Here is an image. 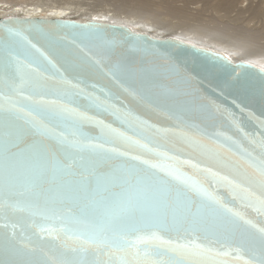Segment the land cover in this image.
Instances as JSON below:
<instances>
[{"label": "water", "instance_id": "obj_1", "mask_svg": "<svg viewBox=\"0 0 264 264\" xmlns=\"http://www.w3.org/2000/svg\"><path fill=\"white\" fill-rule=\"evenodd\" d=\"M12 34H17L14 47L21 60L27 59L30 63L31 59H36L44 65L45 78L37 84L46 100L67 103L63 99L64 93L82 89L100 100L107 99L121 112H128L135 118L127 122L111 109L90 106L85 95L75 97V103L69 105L92 117V121L85 122L83 127L89 136L98 137L102 126L108 125L131 137L129 141L117 139L111 145L129 154L113 163L132 162L131 157L136 156L140 160L134 163L145 170L150 165L142 164L144 160L162 168L174 166L203 192L220 198L257 228H264V208L256 203V198L264 199V188L253 182L258 179V174L250 164L251 158L264 157L261 148L264 144V68L236 60L212 47L136 30L126 24L90 18L16 14L0 17V58L5 57L4 45ZM27 41L36 48H31ZM41 53L47 55L51 64ZM181 79L188 81L187 87L194 95L165 98V93L178 88L176 82ZM31 90V86L24 89L26 94ZM7 92L0 73V94ZM3 95H0V104L6 103ZM21 103L27 101L21 100ZM177 104L183 105L184 111H178ZM201 105L207 106V110H202ZM138 121L150 126L148 131H139ZM60 131L63 126L56 128V132ZM218 136L221 139L230 137L228 143L234 141L238 150L222 148L216 142ZM32 139L26 138L20 147H26ZM137 140L146 147L134 143ZM44 143L55 149L60 165L70 166L71 172L61 171L55 180L49 172L42 191L87 175L82 173L78 163L64 158L54 138H44ZM244 151L251 156L245 158ZM218 152L221 154L219 159L214 156ZM99 171L106 174L111 171V165ZM159 174L167 178L165 171H159ZM229 181L240 187H230ZM176 183L173 182V186ZM242 189H247L248 194ZM46 194L50 197L61 195L57 192ZM193 200H199L196 193H193ZM60 207L64 215L69 211L75 214L78 208L72 202ZM46 215L48 212L41 199L30 212L16 211L7 217L0 215V232L6 231L5 223L17 224L28 235L37 231L30 227L33 222L53 229L71 226L61 224L59 220L44 219ZM55 235L45 236L46 246L56 242ZM59 235L62 241L76 246L77 242L69 234L60 232ZM165 238L211 249L206 258L197 259L195 264H243L240 258L243 254L234 251L237 245L222 237L173 233Z\"/></svg>", "mask_w": 264, "mask_h": 264}, {"label": "snow or ice", "instance_id": "obj_2", "mask_svg": "<svg viewBox=\"0 0 264 264\" xmlns=\"http://www.w3.org/2000/svg\"><path fill=\"white\" fill-rule=\"evenodd\" d=\"M16 35L12 34L5 42L6 55L0 58V73L8 90L6 95L0 94L6 102L0 104V215L30 212L42 199L48 212L44 219L71 226L53 229L33 222L30 227L37 231L28 235L17 224L5 223L6 231L0 232V264H195L211 252L200 245L165 238L173 233L222 237L237 245L234 251L243 254L240 256L243 264H264V228H257L220 198L203 192L178 168L171 165L162 168L144 160L142 164L150 165L145 170L134 163L140 160L136 156L131 157L132 162L113 163L129 154L111 145L117 139L129 141L131 137L108 125L102 126L98 137L89 136L83 127L92 117L69 105L75 103V97L85 95L90 106L111 109L127 122L135 118L121 112L107 99L100 100L82 89L64 93L67 103L46 100L37 84L45 78L44 65L36 59L30 63L20 59L14 47ZM27 43L36 48L30 41ZM41 56L51 64L46 54ZM176 83L178 88L165 93V98L194 95L186 79ZM27 86L32 89L28 94L24 91ZM176 107L184 111L183 105ZM200 107L207 110V106ZM137 124L143 132L150 127L143 121ZM61 126L63 131L56 132ZM28 137L33 138L32 142L20 147ZM44 138H54L64 158L78 163L87 175L42 191L49 172L53 180L61 171L71 172L70 166L60 165L55 149L45 144ZM215 139L228 151L239 148L234 141L228 143L230 137ZM134 143L146 147L138 140ZM261 148L264 149V144ZM242 155L251 156L247 151ZM214 156L219 159L221 154ZM250 164L258 174L253 182L264 188V157L251 158ZM107 165H111V171L101 173L99 169ZM157 169L165 171L167 178ZM173 182L178 183L173 186ZM228 183L232 188L240 187L231 181ZM242 191L248 194L247 189ZM47 192L61 195L50 197ZM193 193L199 196L198 202L193 200ZM66 202L78 206L75 214L71 211L63 214L60 206ZM256 203L264 208V199L256 198ZM60 232L69 234L77 242L76 246L62 241ZM54 233L56 242L46 246L45 236Z\"/></svg>", "mask_w": 264, "mask_h": 264}, {"label": "rangeland", "instance_id": "obj_3", "mask_svg": "<svg viewBox=\"0 0 264 264\" xmlns=\"http://www.w3.org/2000/svg\"><path fill=\"white\" fill-rule=\"evenodd\" d=\"M6 1L11 2L12 4L33 3L41 5L44 8L66 6L73 8V10H79L78 12H75L76 14L74 13L72 15H75L76 17L79 16V18L82 16L83 19L90 18L92 15H94L93 17H96V13L104 19H110L108 17L110 14V16L116 20L128 23L133 27L140 26L141 23L139 24V22L149 23L146 21L147 19H144V17L141 16L144 15L149 17V20L152 21L158 19L157 22L160 24L156 23V25L167 26L171 30H160L155 26L153 27L149 25L148 27L146 26L149 31L158 30L159 32L163 31L169 35L178 34L183 36L182 39L188 41L193 40L206 46L217 47L228 53H230V49L233 50L236 48L234 49L236 50V53L230 54H233V57L240 58L239 60L245 61H248L249 57L241 55V53H246L245 55L248 56L252 55V53H248L246 49L247 47H250L248 46V43L253 39L255 41V43H252V45H254L253 48H258V50L255 51L256 55L252 60L264 66V0ZM143 6L145 7L141 8ZM138 8L147 9L149 10L148 12L150 15L151 13H154L155 15L150 16L142 14L139 10L137 11ZM82 11L84 12L82 13ZM92 12L94 14H92ZM140 27L142 28V26ZM218 31L222 33L220 34V38L216 37V35L219 34ZM259 44L261 45L260 47L255 46Z\"/></svg>", "mask_w": 264, "mask_h": 264}, {"label": "bare ground", "instance_id": "obj_4", "mask_svg": "<svg viewBox=\"0 0 264 264\" xmlns=\"http://www.w3.org/2000/svg\"><path fill=\"white\" fill-rule=\"evenodd\" d=\"M143 3V2H142ZM228 4H229V2H228ZM136 6V5H135ZM145 6H143V7H141V8H144ZM139 10V12L140 13H142V14H147V15H150V13L148 12L149 10H147V9H137V11ZM10 11V12H9ZM49 11V12H48ZM79 10H73V8H70V7H66V6H54V7H48V8H44V7H42L41 5H36V4H33V3H14V4H12L11 2H8V1H6V0H0V17L1 16H3V17H5V16H10V15H25V16H47V17H71V18H77V19H80V20H85V19H83L82 18V16H81V18H79V16L78 17H76L75 15H72V14H74L75 12H78ZM84 11H82V13H83ZM135 12V11H134ZM148 12V13H147ZM103 13V12H102ZM76 14V13H75ZM86 14H88V13H86ZM92 14H94L93 12H92ZM106 14V13H105ZM89 15V14H88ZM87 15V16H88ZM108 15V14H107ZM151 15L152 16H154L155 14L154 13H151ZM150 15V16H151ZM86 16V17H87ZM94 15H92L91 17H90V19H97V20H107V21H111V22H116V23H121V24H126V25H128V26H130V27H132V28H134V29H136V30H144V31H149L148 29H147V27L149 26V25H151V26H155L157 29L159 28L160 30H170L169 29V27H167V26H161V25H159L158 26V24H160V23H158L157 22V20L155 21H152V20H149L150 18L149 17H147V16H144V15H141V16H143L144 17V19H147L146 21H148L149 23H145V22H139V24L141 23V25L140 26H142V28L140 27V26H138V27H133V26H131V25H129L128 23H125V22H123V21H120V20H116L115 18H113V17H111L110 16V14L108 15V17L110 18V19H104V18H102L101 16H99V14H95V16L96 17H93ZM105 16V15H104ZM113 16V15H112ZM163 16V15H162ZM113 18V19H112ZM152 18H154V17H152ZM161 18V17H160ZM88 19V18H87ZM117 19H119V18H117ZM127 21V20H126ZM166 21H168V20H166ZM165 21V22H166ZM134 23V22H133ZM138 23V22H137ZM156 23H158L157 25H156ZM137 25V24H136ZM147 26V27H146ZM171 31V30H170ZM150 32H152L153 34H156V35H159V36H165V35H169V34H166L165 32H159L158 30H156V31H150ZM183 33H185V32H183ZM218 33L219 34H217L216 35V37L217 38H220V34H222V33H220V31H218ZM169 36H174V37H177V38H180V39H182V37L183 36H181V35H178V34H174V35H169ZM263 39V38H262ZM183 40H186V39H183ZM188 41V40H187ZM189 42H192V43H195V44H199V45H201V46H206V45H203V44H201V43H197V42H195V41H193V40H189ZM252 43H255V41L252 39L251 41H249V43H248V46H250V47H247V49H246V51L248 52V53H252V55L251 56H248V55H245L244 53H241V55H244V56H247V57H249V59H248V61L249 62H251V63H253V64H256V65H258V66H260V67H262V68H264V66H262V65H260L259 63H257V62H254L252 59L254 58V56L256 55V53H255V51L256 50H258V48H253L254 47V45H252ZM255 46H261L260 44L259 45H255ZM263 46V45H262ZM206 47H212V48H215V49H218V50H220V51H222V52H224L222 49H219V48H217V47H213V46H206ZM234 49H236V48H234ZM233 49V50H234ZM231 50L230 49V53H236V50ZM261 50H262V47H261ZM224 53H226V54H228V55H230L231 57H233V54H230V53H228V52H224ZM240 54V53H239ZM243 57V56H242ZM234 59H236V60H239L240 58H236V57H233ZM245 58V57H244ZM242 59V58H241Z\"/></svg>", "mask_w": 264, "mask_h": 264}]
</instances>
